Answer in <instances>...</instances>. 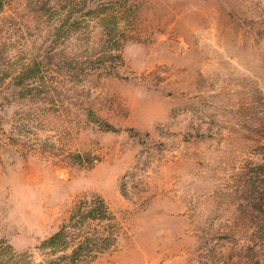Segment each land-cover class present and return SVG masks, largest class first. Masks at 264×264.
Instances as JSON below:
<instances>
[{"label":"rangeland","instance_id":"rangeland-1","mask_svg":"<svg viewBox=\"0 0 264 264\" xmlns=\"http://www.w3.org/2000/svg\"><path fill=\"white\" fill-rule=\"evenodd\" d=\"M85 196L87 264H264V0L2 1L0 264H68Z\"/></svg>","mask_w":264,"mask_h":264},{"label":"trees","instance_id":"trees-1","mask_svg":"<svg viewBox=\"0 0 264 264\" xmlns=\"http://www.w3.org/2000/svg\"><path fill=\"white\" fill-rule=\"evenodd\" d=\"M0 0V9L2 7ZM118 46L117 37L113 38ZM116 52H119V49ZM119 60V54L113 55ZM117 221L99 196L81 197L58 231L42 243L45 248L68 250L61 256L68 264H87L109 252L117 240Z\"/></svg>","mask_w":264,"mask_h":264}]
</instances>
